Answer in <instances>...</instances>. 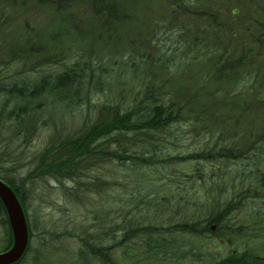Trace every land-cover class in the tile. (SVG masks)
<instances>
[{
  "label": "rangeland",
  "instance_id": "374dc122",
  "mask_svg": "<svg viewBox=\"0 0 264 264\" xmlns=\"http://www.w3.org/2000/svg\"><path fill=\"white\" fill-rule=\"evenodd\" d=\"M34 1L40 2V5L36 7L34 3V8H32L33 4H30L29 9L36 10L30 12L29 15L32 16L28 17V20L43 28L42 35L39 36L41 47L35 49L34 54L44 51L54 53L52 50L57 48L58 52L66 49H71L73 52L79 50L87 56L91 48L94 54L103 57L101 61L103 67L99 71L105 70L102 82L106 83V86L111 85V88L106 89L104 86L102 87L105 89L104 92L94 91L88 98L81 97L82 99L76 101L71 107L67 100H62L60 103L54 98H41L38 103L41 104L40 113L42 112V115L39 114L36 118L35 133L28 144H21L19 141L21 125L19 126L18 123L16 125V121L12 120L7 122L6 117L9 116L11 107L6 105L7 97L0 94L2 100L0 167L3 166L6 169L3 172L7 175L15 173L14 177L18 182L21 178L29 177L27 181H21V183L25 182L21 188L25 197V210L33 228V238L31 249L18 264H101L99 257H92L89 250L84 248L85 240L96 247L115 245L113 238L102 241L91 237L95 232L94 219L98 214L105 216V222H108L111 228L127 220L126 224L137 225L144 230L155 231L156 228L162 231L171 226L170 220L177 218L179 212L187 213L188 207H191L190 200L192 199L190 198L196 196L203 201L204 197H210L216 202L225 200L232 194L229 191L238 190L237 184L240 181H233L235 177L247 183L253 182L256 169L250 151L254 150L255 142L257 146H264V101L258 100L259 98H253L247 102L240 100L238 105H231L232 107L228 108L229 114L225 115V104L216 102L214 97L202 102H194L190 99L189 94L195 91L194 81L200 76L198 67L189 63L182 64L179 60H172L158 67L155 52L159 48L153 39H156L155 42L160 46L164 43L167 46H174L178 43L179 33L169 31L166 34L162 30L158 32L156 30L154 33L153 29L150 31V24L160 18L171 16L170 26L176 30L177 19L173 14L174 0H110L117 3L125 17L124 21H120L118 25L120 37L112 34L106 38L101 35L97 36L99 18L94 16L85 1L78 0L72 3L70 6L72 16L65 18L58 14L59 17L53 22H51V17L54 16L53 10L48 8L49 2L53 0H47V3L42 0ZM261 1L264 4V0ZM13 7L16 10V6ZM1 13L2 10H0V20L3 19ZM15 19L16 13L12 12L7 23L3 25V32L0 31V38L4 36L5 39L3 40L5 47L2 42L0 46V61L7 58L8 61H13L8 66L0 63L2 84L10 85L16 82V74L19 77L27 76L29 81L36 82L43 74L52 73L60 68L55 63L41 65V69L38 70L16 64V55L13 57L11 55L13 46L7 47L16 44V33L19 32L22 24L24 27L25 23L22 20L18 26ZM61 32L66 33L67 36L59 39L57 35ZM193 32L196 37L197 32L195 30ZM140 41L142 45H139ZM21 43L25 44V40ZM139 50L147 53L142 70L144 75L148 76L149 84L155 88L133 72L134 67L126 68L129 64L131 65V62L119 68L118 62L122 61H115L116 59L121 60L123 52L135 57ZM74 59L72 52L67 51L64 60L70 62ZM260 66L263 67L262 64ZM125 73H129L128 76ZM250 75H252L251 72L245 75L247 79L242 84L251 88L254 94H257V90L262 91V94L258 96L264 97V84L257 89L252 88ZM243 76L242 74L240 78ZM183 77L186 80L181 81L180 78ZM132 78H134L133 93L122 91V84L131 85ZM261 82L264 83V79ZM227 83L229 82H225ZM144 86L152 88L155 92H158L156 88H159L162 93L160 98L163 101L175 100L177 104L182 105L183 109L189 108V113L185 112L183 118L170 128L168 134L163 133V140L161 138L158 143L166 144L161 145L155 155L149 156L148 161L144 163L137 160L135 163L122 164V161L116 159H97L96 165L89 167L84 173L82 181L88 185L82 189L83 193L74 192L71 195L58 191V183L55 180L49 181L45 177H38L39 168L36 176L33 172L28 173L39 162V155L49 142L61 140L69 133L77 132L83 126L91 124L97 117L98 108L103 102L119 101L120 97L125 96L124 104L131 105L134 100L146 99L142 94H137ZM217 87V82L211 83L212 90ZM123 89L128 90L126 85H123ZM246 105L247 110H245ZM209 106L212 109L208 111ZM202 109L206 110V113L201 115L202 117H197L193 112ZM261 132L263 134H260ZM217 137L219 147L234 143L237 146L235 148L237 155L231 159V162H226L227 166L223 170L229 172L224 178H205L207 181L223 183L220 184L221 188L218 192H207L199 184L194 185L196 170L199 166L212 167L220 161L216 160L217 158H214L211 153L197 160L196 154L204 149L210 152L216 149L218 147H215ZM6 144L9 146L7 147ZM16 147L20 148L18 152H23L28 157H22L27 164L24 168L16 164L15 169ZM180 180L183 181V185L178 183ZM70 181L68 182L69 187L75 184ZM231 181L233 184L230 183ZM228 183L231 188L229 191L226 187ZM191 186L194 187L191 188ZM186 187L192 189L187 199H185ZM44 192L46 195L42 198ZM256 197L255 201L259 205L261 202L264 203V197L257 194ZM246 202L250 203L251 198ZM248 215L250 213L240 217L246 218ZM118 216L122 217L118 219ZM2 218L0 216V250L8 246L12 239V234H9L11 231L5 219ZM53 232L60 237L54 236ZM224 239H229V237L221 234L220 237H207L199 241L173 240L171 248L167 250V259L160 247L143 254L139 249L141 242L136 239L122 246H115L112 250V260L113 264H212L215 258L205 252L220 253L219 248L222 247V255H225L229 246L226 241L221 244V240ZM156 240H145L143 244L150 243L151 246H156ZM184 245L188 250L199 254L193 258V261L189 257L176 260L172 258L174 257L172 251L176 252L173 248ZM85 257L88 263L82 262V258Z\"/></svg>",
  "mask_w": 264,
  "mask_h": 264
},
{
  "label": "trees",
  "instance_id": "16d2710c",
  "mask_svg": "<svg viewBox=\"0 0 264 264\" xmlns=\"http://www.w3.org/2000/svg\"><path fill=\"white\" fill-rule=\"evenodd\" d=\"M42 1L47 3V0ZM77 1H50L48 8L53 10L54 15L51 17V22L57 20L58 14L65 18L72 16L70 6ZM81 1H85L94 16L99 18L97 36L101 35L106 38L114 34L120 37L118 25L120 21H124L125 16L116 2L110 0ZM174 1L173 14L177 19L176 30L170 26L171 16L160 18L150 24V31L153 29L154 33L156 30L157 32L162 30L166 34L169 31L179 33L178 43L174 46H167L165 43L160 46L155 42L156 39H153L159 48L155 52V61L158 67H162L164 63L172 60H179L182 64L189 63L198 67L200 76L194 81L195 91L190 96L194 102H202L210 97H214L218 103L235 102L239 99L252 100L253 98L264 100L254 94L247 85H241L247 79L245 75L249 72L253 74L250 77L256 84L264 76L262 74L264 71V4L262 1L235 0L234 3H230L233 0ZM34 3H36V7L40 5V2L34 0H4V3H0L3 17L0 20V30L3 29V25L7 23L12 12L16 13V25L20 26L19 23L22 20L25 23L24 27L22 24L19 32L16 33V44L7 47L13 46L11 55L12 57L16 55V64L28 66L27 68L32 70L41 69V65L45 66L48 63L60 66L52 73L43 74L36 82L16 74V82L6 85L2 84L0 78V94L7 97L6 105L11 107L8 120L13 121L16 112V125H21L18 126L20 133L22 131L32 133L35 130L36 118L39 114L42 115V112L40 113L42 107L38 103L41 98H54L60 103L62 100H67L71 107L83 96L88 98L94 91L104 92L105 89L102 87L106 86V83L102 82L105 70L99 71L103 67L101 62L103 57L94 54L91 48H89L90 53L87 52V56H84V53L79 50L73 52L71 49H66L58 52L57 48L52 50L54 53L44 51L34 54V50L41 47L39 36L43 31V28L28 20V17L32 16L29 15L30 12L36 10L29 9L30 4H33L32 8H34ZM13 6H16V10ZM193 30L197 32L196 37H194ZM66 36V33L61 32L57 38L62 39ZM3 40H5L4 36H1L0 46L2 42L5 47ZM23 40H25V44L21 43ZM139 45H142V41ZM67 51L72 52L75 57L73 61L64 60ZM146 57L147 53L144 50H139L135 57L123 52L121 60L116 59L115 61H122L118 62L119 68H123L127 62H131V65L129 64L126 68L134 67L133 72L149 84L148 76L144 75L142 70ZM2 61L0 63L5 66L13 62L8 61V58ZM260 64L263 67H260ZM125 74L128 76L129 73ZM242 74L244 76L240 78ZM180 80L184 81L186 78L183 77ZM211 81L217 82L219 86H225V82H229V85L233 86L229 90H224V87L212 90L210 88ZM133 82L134 78H132L131 85L122 84L121 90L133 93ZM123 85H126L128 90L123 89ZM109 88L111 85L106 86V89ZM156 89L158 92L144 86L137 94H142L146 99L134 100L131 105L124 104L125 96L120 97L119 101L103 102L98 108L97 117L91 124L83 126L77 132L69 133L61 140H53L48 143L49 146L39 155L38 167L33 175H37L38 168L40 173L38 177L40 178L56 179L59 173L61 175L66 173L67 178L78 183L71 186L72 188H77L82 184L86 187L88 184L80 180H83L84 173L89 167L96 165L97 159H116L122 161V164L135 163L137 160L144 163L148 161L149 156L155 155L157 150H160V146L166 144L158 143L163 137V133L168 134L170 128L183 118L184 113H189V108L183 109L182 105L177 104L175 100L163 101L160 98L162 93L159 88ZM221 91L224 94L223 98H220ZM236 93L238 94L234 95ZM186 105L188 106L187 103ZM247 109L246 105L245 110ZM193 112L197 117H202L201 115L205 114L206 110ZM218 141L217 137L215 147L219 145ZM236 147L234 143L224 144L212 152L204 149L197 153V160L211 153L220 162L208 168L199 166L196 170L194 185L199 184L207 192H218L221 188L220 184L223 183L207 181L205 178H224L229 171L224 172L223 169L227 166L226 162H231V159L237 155ZM250 152L256 169L253 182L247 183L235 177L233 181H240L237 184L238 190L229 191L231 188L228 183L227 190L232 194L225 200L216 202L210 197H204V200L201 201L199 197H189L192 200L189 201L191 207H188L187 213L179 212L177 218L170 220L171 226L162 231L156 228L155 231L144 230L137 225L126 224L127 220L111 228L108 222H105V216L98 214L94 219L96 221L95 232L91 237L94 240L102 241L113 238L115 246H122L126 242L129 243V241L137 239L141 242V246H138L143 254L160 247L167 259V250L171 248L173 240L199 241L207 237L214 238L225 234L229 237V239L221 240V244L226 241L229 246L225 255H222V247L219 248L220 253L205 252L215 258L212 260L214 261L212 264H264V203L261 202L259 205L255 201L256 194L264 197V146H257L255 142L254 150ZM28 179L29 177L22 178V181ZM233 181L230 183L233 184ZM178 183L183 185L182 180ZM16 185L18 186V184ZM193 187L191 186V188ZM191 188L186 187L185 199L188 198ZM247 194H249L248 197ZM249 198H251L250 203L246 202ZM191 209L192 211H190ZM247 213L250 215L246 218L240 217ZM121 217L118 216V219ZM212 225H216L215 230H212ZM151 239H157L156 246H151L150 243L143 244V241ZM86 241L84 248L89 250L90 255L99 257L101 264H113L110 247L103 245L96 247L88 240ZM173 249L176 251H172L174 260L189 257L193 261V258L199 255L188 250L186 245ZM82 262L86 263L85 258H82Z\"/></svg>",
  "mask_w": 264,
  "mask_h": 264
},
{
  "label": "water",
  "instance_id": "95a60500",
  "mask_svg": "<svg viewBox=\"0 0 264 264\" xmlns=\"http://www.w3.org/2000/svg\"><path fill=\"white\" fill-rule=\"evenodd\" d=\"M0 197L8 210L14 232V245L0 253V264L15 262L23 254L28 242V227L23 208L15 193L0 180Z\"/></svg>",
  "mask_w": 264,
  "mask_h": 264
},
{
  "label": "bare ground",
  "instance_id": "6f19581e",
  "mask_svg": "<svg viewBox=\"0 0 264 264\" xmlns=\"http://www.w3.org/2000/svg\"><path fill=\"white\" fill-rule=\"evenodd\" d=\"M14 83H15V82H14ZM1 96H3V95H1ZM1 102H2V100L0 99V107H1ZM33 133H35V132L33 131L32 133H29L28 131H22L21 133H19V141H20V143H21V144H28L29 141L31 140V138L34 136ZM6 146L8 147L9 145L6 144ZM7 147H6V148H7ZM19 149H20V148L16 147V156H15V158H14L15 169H16V164H17L20 168H24V167L27 166V164H26V160L23 161L22 157H23V156L26 157V158H28V157H27V155H26L25 153H23V152H18L17 150H19ZM38 163H39V162H38ZM38 163H37L33 168H31V169L28 171V173H31V172L34 173V171H35L36 168L38 167ZM14 175H15V173H13V174H11V175L8 174V175L6 176V179H7V180H13V179H16V178L14 177ZM55 175H56V174H55ZM50 176H51V175H50ZM51 179H52V178H51ZM53 180H54V179H53ZM69 181H70V179L67 178V174H66V173H64V174H62V175L59 173V175H58L57 178L55 179V182L58 183V187H57L58 191L63 192V193H66L67 195H71V193H74V192H77V193H83V190H82V189L85 188L84 184L79 185L77 188H71V186L69 187V184H68ZM73 181H74V180H72V181H70V182L72 183ZM80 181H82V180H80ZM82 182H83V181H82ZM75 184H78V183L75 182ZM75 184H73V185H75ZM52 187H53V186H52ZM52 189H55V188H52ZM52 191L55 192L56 190H52ZM45 195H46V192H44L42 198H44ZM24 198H25V197H24ZM26 215H27V217H28L27 212H26ZM94 223H96V221H94ZM53 235L56 236V237H60V235H58V234L55 233V232H53ZM103 241H105V240H103ZM108 247H110V248H111V251H112L113 248L115 247V245H111V244H109Z\"/></svg>",
  "mask_w": 264,
  "mask_h": 264
},
{
  "label": "flooded vegetation",
  "instance_id": "af4514ba",
  "mask_svg": "<svg viewBox=\"0 0 264 264\" xmlns=\"http://www.w3.org/2000/svg\"><path fill=\"white\" fill-rule=\"evenodd\" d=\"M0 216H2L3 218H4V216H5V215H4V210H3V208H2L1 205H0ZM3 218H2V219H3ZM9 229H10V228H9ZM10 231H11V230H10ZM32 231H33V230H32ZM9 234H12V231L9 232ZM11 240H12V239H10L9 245L11 244ZM9 245H8V246H9ZM5 248L7 249V246L3 247V250H6ZM3 250H0V252L3 251Z\"/></svg>",
  "mask_w": 264,
  "mask_h": 264
}]
</instances>
